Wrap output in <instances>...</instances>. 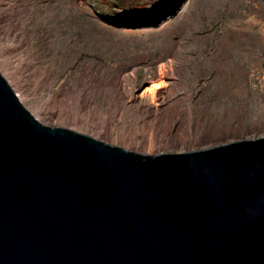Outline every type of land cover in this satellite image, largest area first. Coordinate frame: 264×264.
Masks as SVG:
<instances>
[{"label": "rangeland", "instance_id": "rangeland-1", "mask_svg": "<svg viewBox=\"0 0 264 264\" xmlns=\"http://www.w3.org/2000/svg\"><path fill=\"white\" fill-rule=\"evenodd\" d=\"M0 71L43 123L134 151L264 136V0H0Z\"/></svg>", "mask_w": 264, "mask_h": 264}, {"label": "water", "instance_id": "water-1", "mask_svg": "<svg viewBox=\"0 0 264 264\" xmlns=\"http://www.w3.org/2000/svg\"><path fill=\"white\" fill-rule=\"evenodd\" d=\"M0 264H264V136L134 151L43 123L0 71Z\"/></svg>", "mask_w": 264, "mask_h": 264}]
</instances>
